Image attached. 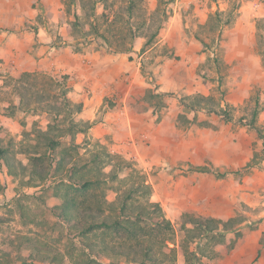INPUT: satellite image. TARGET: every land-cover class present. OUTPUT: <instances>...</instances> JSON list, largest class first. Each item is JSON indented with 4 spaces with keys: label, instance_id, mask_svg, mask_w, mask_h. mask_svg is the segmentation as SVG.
Masks as SVG:
<instances>
[{
    "label": "rangeland",
    "instance_id": "374dc122",
    "mask_svg": "<svg viewBox=\"0 0 264 264\" xmlns=\"http://www.w3.org/2000/svg\"><path fill=\"white\" fill-rule=\"evenodd\" d=\"M171 1L149 10L147 0H67L72 32L65 33L76 52L122 55L130 63L140 59L125 71L133 85L127 87V78L117 83V75L103 98L102 110L112 114V131L103 138L100 127L89 128L102 118L82 121V111L72 106L82 92L72 75L13 72L0 55V144L17 162L49 170L46 180L29 186L27 177H11L0 159V260L128 264L114 250L140 251L154 242L165 264L167 246L175 248L176 264H264V14H258L264 0L262 9L252 7L257 57L233 46L225 32L241 16L242 2L251 5L250 0H228L221 7L210 2L205 15L176 16ZM138 37L143 45L136 49ZM59 38L60 46L68 43ZM122 91H129L128 99ZM72 120L80 125L74 139L66 134ZM50 126L59 140L54 154L47 153L41 135ZM60 155L65 166L54 173L49 161ZM70 166L77 174L72 180ZM86 180L91 186H77ZM129 190L136 206L158 203L172 232L146 222L133 223L136 238L103 228L90 248L59 216L66 191L82 215L93 211L101 218L117 216L119 209L110 205L121 203ZM187 213L241 221L225 241L203 246L205 253L194 258L196 241L187 240L181 228Z\"/></svg>",
    "mask_w": 264,
    "mask_h": 264
},
{
    "label": "crops",
    "instance_id": "0c3cea01",
    "mask_svg": "<svg viewBox=\"0 0 264 264\" xmlns=\"http://www.w3.org/2000/svg\"><path fill=\"white\" fill-rule=\"evenodd\" d=\"M148 9L157 8L159 1L147 0ZM228 0H206L201 5L197 0H173L170 6L173 7L175 16L180 14L205 15L210 8L226 5ZM242 14L236 21L226 25V35L231 36L233 46H241L249 56L257 57L252 51L253 41L256 32L254 16L257 11H253L250 4L243 3ZM250 9H247V7ZM262 9V8H261ZM43 14V21L39 22L37 16ZM69 7L67 0H0V55L9 64V68L19 71L36 70H60L68 75H72V81L80 89L78 101L83 103L82 113L79 119L82 121L94 122L97 117H101L95 125L89 127L94 130L95 126L103 130L101 137L110 133L112 125L111 115L102 110L103 98L111 91V83L118 76L117 83L127 82L125 78L133 84V76L130 79L126 75L127 70L137 64L130 63L125 56L104 54L101 51L88 53L87 55L76 52L74 46L69 43L72 40L69 34L72 26L67 21ZM258 14H264L263 12ZM172 23L171 26H173ZM171 26H169L171 28ZM64 33V34H63ZM63 35L64 40H68L60 46L59 36ZM135 48L139 49L143 45V38L136 39ZM134 64V65H133ZM138 73V71L136 72ZM115 77V78H114ZM133 80V81H132ZM126 87V88H127ZM124 99H128L129 91H122L120 94ZM117 110V109H115ZM114 112V111H113ZM104 114V115H103ZM261 123L263 121L260 118ZM99 129V128H97ZM96 130V129H95ZM46 131V130H43ZM100 138V136H98Z\"/></svg>",
    "mask_w": 264,
    "mask_h": 264
},
{
    "label": "trees",
    "instance_id": "16d2710c",
    "mask_svg": "<svg viewBox=\"0 0 264 264\" xmlns=\"http://www.w3.org/2000/svg\"><path fill=\"white\" fill-rule=\"evenodd\" d=\"M64 99L68 101L70 105V100L66 94L64 95ZM72 106L77 113L81 112L83 109L82 102H74L72 103ZM257 114L258 110L256 109L254 110L253 114L254 119ZM226 115L228 119H231L230 114ZM79 126L80 125L77 122L72 120L69 124V127L67 128L68 132H66V134H68L71 139H74L76 130L78 131L80 129ZM251 126L257 129L259 132V129L254 122L251 124ZM41 135L47 138V153L54 154L55 147L57 144H59V140H56V137L52 135L51 126L47 131H42ZM0 159L4 161V164L8 169V174L11 177L22 180L27 177L28 179L26 180V184L29 186H37L39 185L40 181L46 180L49 176V170H47L45 166L42 169H39L35 166L31 167L23 164L22 162H17L16 158L10 156L8 149L3 147L1 144ZM53 159L56 162L57 167H54L55 162L49 161V169L53 167L55 171L54 173L61 172L65 166L64 156L60 155L56 158L53 157ZM90 161L94 160L92 159ZM74 173H76L74 171V167L70 166L67 168V174L71 180L74 179L73 176L76 177L77 175ZM64 179L65 178H60L62 181H64ZM92 183L93 182L90 180L83 182L80 181L78 182L77 186H83V189H86L88 186H91ZM132 193L133 192L129 190L128 194L121 200V203L116 201L110 205L112 209H119V214L117 216H103L100 218L93 211L86 212L82 215L76 200L71 198L70 194L66 191L61 195V198L63 199V206L60 208L59 216L67 224H69L71 228L75 229L82 237L88 240L87 245L90 248L91 245H95V237H98L99 230H102L103 228H110L116 232L124 230L129 235V237L136 238L137 231L134 229L133 224L135 222H146L152 226L164 228L171 233L173 226L171 221L164 217L160 205L156 202H152L150 204V208H147L143 205L136 206L129 202V200L132 198ZM133 207L134 209H132ZM240 221L241 219L238 220L236 217H230L227 220H222L214 217L195 216L192 213H187L186 219H184L182 222L181 228L185 230L186 235L188 236L187 240L196 241V246L191 252L194 258H196L199 253H205V249L201 250L203 246L210 245L211 243L217 244L219 241H225L227 233L229 231H234L235 223H240ZM154 246V242H148L143 248H141L142 251L129 249L127 251L123 250L118 253L116 250H114V255H117L118 258H124L128 264L131 262L137 264H165L163 260L159 259L156 251L154 250ZM167 247L170 251V264H176V254L172 253V251L175 252V248L169 246ZM61 256L63 255L61 254ZM8 262L9 260L7 259L0 260V264H8ZM92 263L103 264V262H98L96 260Z\"/></svg>",
    "mask_w": 264,
    "mask_h": 264
},
{
    "label": "built area",
    "instance_id": "2783aa9c",
    "mask_svg": "<svg viewBox=\"0 0 264 264\" xmlns=\"http://www.w3.org/2000/svg\"><path fill=\"white\" fill-rule=\"evenodd\" d=\"M206 0H197V3L200 5L204 3ZM251 6L254 8V10H257L263 6V0H250Z\"/></svg>",
    "mask_w": 264,
    "mask_h": 264
}]
</instances>
